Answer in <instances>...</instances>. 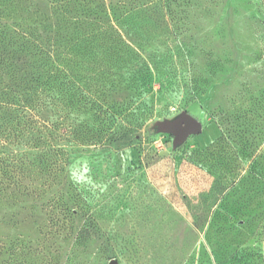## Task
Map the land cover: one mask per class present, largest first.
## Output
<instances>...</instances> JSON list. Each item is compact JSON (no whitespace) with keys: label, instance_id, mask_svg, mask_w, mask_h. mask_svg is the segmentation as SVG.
I'll return each mask as SVG.
<instances>
[{"label":"rangeland","instance_id":"rangeland-1","mask_svg":"<svg viewBox=\"0 0 264 264\" xmlns=\"http://www.w3.org/2000/svg\"><path fill=\"white\" fill-rule=\"evenodd\" d=\"M112 3L135 16L52 166L0 132V264H264V0Z\"/></svg>","mask_w":264,"mask_h":264},{"label":"trees","instance_id":"trees-1","mask_svg":"<svg viewBox=\"0 0 264 264\" xmlns=\"http://www.w3.org/2000/svg\"><path fill=\"white\" fill-rule=\"evenodd\" d=\"M109 1L0 0V132L44 153L41 168L55 162L47 154L63 152L54 141L65 136L66 106L96 105L97 56L117 60L121 52L114 21L135 11Z\"/></svg>","mask_w":264,"mask_h":264},{"label":"water","instance_id":"water-1","mask_svg":"<svg viewBox=\"0 0 264 264\" xmlns=\"http://www.w3.org/2000/svg\"><path fill=\"white\" fill-rule=\"evenodd\" d=\"M160 125L163 131L174 137L175 144L182 143L190 136L200 135L203 132L202 123L187 111L174 120L163 121Z\"/></svg>","mask_w":264,"mask_h":264}]
</instances>
